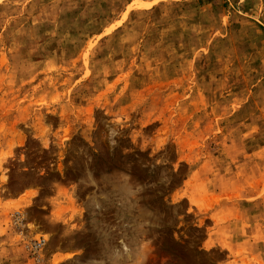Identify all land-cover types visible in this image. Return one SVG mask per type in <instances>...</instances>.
<instances>
[{
    "label": "rangeland",
    "instance_id": "374dc122",
    "mask_svg": "<svg viewBox=\"0 0 264 264\" xmlns=\"http://www.w3.org/2000/svg\"><path fill=\"white\" fill-rule=\"evenodd\" d=\"M0 264H264V0H0Z\"/></svg>",
    "mask_w": 264,
    "mask_h": 264
}]
</instances>
